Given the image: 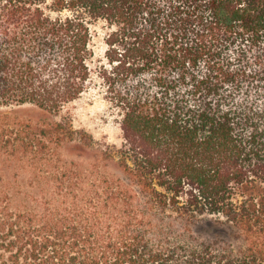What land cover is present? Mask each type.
<instances>
[{
    "label": "trees",
    "instance_id": "1",
    "mask_svg": "<svg viewBox=\"0 0 264 264\" xmlns=\"http://www.w3.org/2000/svg\"><path fill=\"white\" fill-rule=\"evenodd\" d=\"M97 83L120 145L0 114V264H264V0H0V105Z\"/></svg>",
    "mask_w": 264,
    "mask_h": 264
},
{
    "label": "rangeland",
    "instance_id": "2",
    "mask_svg": "<svg viewBox=\"0 0 264 264\" xmlns=\"http://www.w3.org/2000/svg\"><path fill=\"white\" fill-rule=\"evenodd\" d=\"M95 50L97 58L105 61L104 53L106 43L104 37L109 30L104 23L95 25ZM100 58V59H99ZM9 112L15 118L31 121L33 124L42 123L44 119H67L76 129L84 130L97 142L120 145L122 142V130L117 121V114L105 93V86L97 83L81 95L75 101L67 104L62 111L54 115L33 104L16 105L7 107L0 105V114ZM94 153H87L88 156ZM81 159L77 154L70 156ZM31 157L23 155L14 156L5 149L0 152V175L14 177L15 175L26 181L32 175L33 170L29 167ZM88 167V165H86ZM202 236V231L200 232Z\"/></svg>",
    "mask_w": 264,
    "mask_h": 264
}]
</instances>
